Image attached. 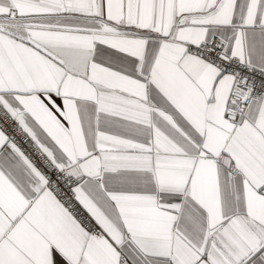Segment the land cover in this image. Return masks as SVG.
Masks as SVG:
<instances>
[{"label":"snow or ice","instance_id":"1","mask_svg":"<svg viewBox=\"0 0 264 264\" xmlns=\"http://www.w3.org/2000/svg\"><path fill=\"white\" fill-rule=\"evenodd\" d=\"M0 264H264V0H0Z\"/></svg>","mask_w":264,"mask_h":264}]
</instances>
